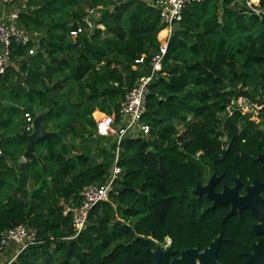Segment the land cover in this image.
<instances>
[{"label": "trees", "instance_id": "trees-1", "mask_svg": "<svg viewBox=\"0 0 264 264\" xmlns=\"http://www.w3.org/2000/svg\"><path fill=\"white\" fill-rule=\"evenodd\" d=\"M23 5L16 23L32 41L10 46L0 76V240L19 225L35 235L23 250L8 242L1 264H124V251L138 249L126 243L152 247L186 234L182 227L205 224L207 216L191 212V190L204 177L263 175L264 0H255L254 10L244 0H205L183 10L148 87L140 122L149 132L125 135L117 157L114 138L96 135L92 113L118 120L124 95L149 72L158 49V12L139 0ZM97 7L103 28L72 37L85 10ZM239 97L256 108L237 110ZM48 98L57 105L47 110ZM42 112V126L56 136L35 143V157L23 160L25 142L16 133ZM113 166L119 172L108 199L70 238L67 208L80 205L84 187L106 182ZM10 244L14 251L3 259Z\"/></svg>", "mask_w": 264, "mask_h": 264}, {"label": "built area", "instance_id": "built-area-1", "mask_svg": "<svg viewBox=\"0 0 264 264\" xmlns=\"http://www.w3.org/2000/svg\"><path fill=\"white\" fill-rule=\"evenodd\" d=\"M115 3H123L128 0H112ZM153 7L159 15L160 21L163 24L165 34L159 40L157 51L151 56L149 62V72L143 75L136 84L126 92L124 100L119 109V118L115 120L114 115H106L98 111V118H93L95 122V133L98 136L113 137L116 142L115 157L118 155V146L120 141L125 135H147L148 126L140 122L146 107V95L149 85L156 78L161 70L162 60L166 53L167 43L172 33V26L179 23L182 19L183 10L192 4L204 2L205 0H139ZM246 5L252 8L253 0H244ZM17 0H0V76L4 74L10 46L15 44L17 46H27L32 41L30 34L22 29L16 22L18 20V13L25 6L13 7ZM6 7L12 9L5 11ZM100 9V8H99ZM98 8H88L85 10V15L82 19V25H79L75 30L70 32L72 37H75L83 30L91 31L93 29H102V25L97 24L95 21L99 17ZM256 11V10H255ZM33 48L28 50V54H34ZM144 61V56L135 60V64H141ZM235 108L245 113L244 109L251 110L254 106L248 104L243 98L239 97L235 101ZM230 108L226 109L229 112ZM25 118H29L27 113L24 114ZM27 132L31 131V120L25 126ZM2 154L1 141H0V156ZM116 161V160H115ZM119 172L116 166H113L108 180L100 185L92 184L83 188L81 192L82 200L79 206L67 208L72 214V225L74 234L70 238L78 236L86 227L87 214L92 207L100 201L108 199L109 194L112 192L113 180L115 174ZM35 230L26 229L19 225L13 229L5 231L0 240L1 249L8 243L13 242L19 245L20 250H23L28 244L34 242Z\"/></svg>", "mask_w": 264, "mask_h": 264}, {"label": "flooded vegetation", "instance_id": "flooded-vegetation-1", "mask_svg": "<svg viewBox=\"0 0 264 264\" xmlns=\"http://www.w3.org/2000/svg\"><path fill=\"white\" fill-rule=\"evenodd\" d=\"M213 173L197 183L204 187ZM261 173L262 176H254L251 179L240 177L224 179L214 173L216 176L212 185L214 194L222 193L224 186L232 189L236 185V179L240 181L234 192L224 194L227 201L220 203L209 200L205 192L192 195L195 185L191 190L192 201L194 200L191 212L207 216L205 224L182 227L187 230L186 234L175 235L173 238L164 237L163 241H155L152 247L146 242L126 243V245H137L138 249L134 250L129 246L124 251L126 254L124 264L264 263V204L262 203L264 201V170ZM254 178L259 184L255 200L251 203L256 213L249 208L239 211L240 203L235 199L245 195L246 187L253 184ZM197 202L200 206H197ZM232 207L235 211L228 215Z\"/></svg>", "mask_w": 264, "mask_h": 264}, {"label": "water", "instance_id": "water-1", "mask_svg": "<svg viewBox=\"0 0 264 264\" xmlns=\"http://www.w3.org/2000/svg\"><path fill=\"white\" fill-rule=\"evenodd\" d=\"M180 24L176 23L172 26V31H176L179 28ZM57 105V101L52 100L51 98L47 99V104H46V109H50L52 107H55ZM4 107H10V103L3 102ZM44 116V112L38 114L31 120V131L27 132L25 128H22L19 132L16 133V137L20 140L25 142V150L22 154V159L23 160H31L35 157L33 147L34 144L37 143L40 140H45V139H52L56 136V132H50L46 131L44 127L42 126V118ZM257 160H259L262 163V166L264 167V157L262 154H259L257 156ZM216 176L213 173L210 181L208 184H206L204 187H201L199 183L196 184L195 189L192 191V195H199L200 193L205 192L206 197L213 201L214 203H220V202H225L227 199L224 197V194L231 192H234L239 185L240 181L239 179H236V185L232 189L226 188L224 186L222 193L220 194H214L212 191V185L215 182ZM259 186L258 180L256 178L253 179V184L250 186L246 187V193L244 196L237 197L235 199L236 202L240 203L239 206V211L243 208H249L252 210L253 213H256L251 206V203L255 200L256 193L258 191L257 187ZM232 203H234L233 200H230ZM264 204V201H262ZM264 208V207H263ZM235 210L232 207L231 211L228 213L231 214ZM260 213H262L260 211ZM264 213V212H263ZM258 264H264V263H258Z\"/></svg>", "mask_w": 264, "mask_h": 264}, {"label": "rangeland", "instance_id": "rangeland-1", "mask_svg": "<svg viewBox=\"0 0 264 264\" xmlns=\"http://www.w3.org/2000/svg\"><path fill=\"white\" fill-rule=\"evenodd\" d=\"M18 1H19V0H17V2L14 3L13 7H15V6L18 4ZM25 2H26V0H22V3H23V4H25ZM252 2H255V0H253ZM9 8H10V7H9ZM9 8L6 7L5 11H8ZM97 8H101V7H97ZM1 11H2V10H0V12H1ZM159 33H160V32H159ZM159 33H158V35H157V38H158V40H161L163 36H160ZM163 35H164V34H163ZM7 103H9V102H7ZM1 106H3V101H1ZM254 108H256V107L254 106ZM244 111H245V112H249V111H251V110H249V109L247 110V109L245 108ZM98 116H99V113H98L97 110L94 111V112L92 113V117H93V118H96V117L98 118ZM255 116H257V113H254V117H255ZM261 128L264 129V125H262ZM0 129H3V128H0ZM1 131H2V130H1Z\"/></svg>", "mask_w": 264, "mask_h": 264}, {"label": "crops", "instance_id": "crops-1", "mask_svg": "<svg viewBox=\"0 0 264 264\" xmlns=\"http://www.w3.org/2000/svg\"><path fill=\"white\" fill-rule=\"evenodd\" d=\"M14 247L15 246L13 244H10V246L6 249V252L4 253L3 259H7V257L11 256L12 252L14 251Z\"/></svg>", "mask_w": 264, "mask_h": 264}, {"label": "bare ground", "instance_id": "bare-ground-1", "mask_svg": "<svg viewBox=\"0 0 264 264\" xmlns=\"http://www.w3.org/2000/svg\"><path fill=\"white\" fill-rule=\"evenodd\" d=\"M159 34H160V36H164L163 34H165V32L162 31V32H160Z\"/></svg>", "mask_w": 264, "mask_h": 264}]
</instances>
